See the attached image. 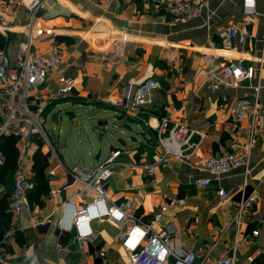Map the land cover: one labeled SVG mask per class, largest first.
I'll return each instance as SVG.
<instances>
[{
  "label": "crops",
  "instance_id": "1",
  "mask_svg": "<svg viewBox=\"0 0 264 264\" xmlns=\"http://www.w3.org/2000/svg\"><path fill=\"white\" fill-rule=\"evenodd\" d=\"M12 1L15 4L8 11H0V27H5L0 34L6 41L3 49L14 61L16 49L25 39L23 6L30 0ZM102 1L45 0L42 5L36 25L44 34L33 42V48L42 52L55 45L64 60V74L75 82L66 101L51 109H58L60 104L84 106L97 117L103 131L109 126L106 118H112L121 128L115 137L118 145L107 138L108 153L101 158L100 149L91 166L103 161L110 151H121L106 185L109 200L130 199L132 211L145 220L158 214L153 229L170 232L172 249L195 252L197 264H214L235 243L234 264H264V113L256 146L245 166L232 168L218 179L198 167L201 159L222 154L228 148L235 133L229 114L233 101L247 96L249 84L264 86V0H253L251 5L245 0H208L207 8L189 21L164 14L158 0ZM231 26H246L251 36L243 44L231 39V48L225 51L219 48L220 34ZM122 39L124 59L109 61V49ZM175 52L182 53L180 59H173ZM215 52L221 62L242 58L244 66L258 68L261 60V69L248 85L209 92L204 88L205 69ZM178 66L180 72L176 71ZM58 78L59 73L51 71L47 86L57 87ZM149 78L159 87L150 93L140 118L106 102L108 97L121 99L125 89ZM258 102L264 106V87L259 90ZM61 113L54 112L56 123L63 117ZM66 113L74 117L70 110ZM161 116L182 121L197 133L184 146L182 159L166 157L154 165L152 174H147L140 165L151 164L161 155L154 130ZM38 142L18 140V161L0 182V202L11 195L14 171L21 161L31 179L32 155ZM40 150L46 163L48 191L38 205L29 201L28 190L32 217L22 214L17 219L7 264H126L133 239L118 241L120 227L111 220H95L93 235L86 241L77 239V230L71 224L72 210L64 201L78 192L81 184L68 178L65 168L69 166L55 149L56 154L50 155L48 145L42 143ZM203 178L210 179L208 186L198 185ZM220 189L226 193L225 198L219 196ZM244 191L245 195L253 194L255 200L237 227L235 208ZM91 196L90 191L76 194V206ZM167 197L185 202L161 212ZM253 230L259 235H252ZM102 250L104 257L99 256ZM255 250L259 254L249 261L248 255Z\"/></svg>",
  "mask_w": 264,
  "mask_h": 264
},
{
  "label": "built area",
  "instance_id": "2",
  "mask_svg": "<svg viewBox=\"0 0 264 264\" xmlns=\"http://www.w3.org/2000/svg\"><path fill=\"white\" fill-rule=\"evenodd\" d=\"M45 0H30L23 6L25 18V39L16 49V57L11 61L6 51L0 49V139L6 135H13L21 140L37 139L49 147L50 155L56 154L47 132L44 128L46 115L51 106L66 101L74 88V79L64 74V60L57 47L51 45L42 52H36L33 42L44 32L40 30L36 21L40 15ZM100 1V0H94ZM103 3L119 0H103ZM249 5L253 0H245ZM12 0L0 4V11L6 12L14 5ZM18 4V3H16ZM208 0H158L157 6L164 14L172 16L175 20L189 21L198 16L207 8ZM3 16H0V25ZM1 26L0 31L5 32ZM51 34V33H47ZM251 36V29L231 26L220 34L219 48L229 50L231 39L235 38L243 44ZM181 52L173 53V59H180ZM125 57L124 40L112 44L107 53L109 61L122 60ZM220 55L211 54V59L205 69V90L211 92L220 88L237 89L257 76L260 65L244 66L242 58H235L227 62L220 61ZM181 66L176 71L180 72ZM51 71L59 73L58 85L55 88L47 86V75ZM159 87L155 79L143 80L133 88L125 89L121 99L108 97L106 102L114 107L128 109L140 118L144 113V104L149 101L150 93ZM247 96L237 97L229 107V114L235 133L232 136L228 148L219 155L201 159L198 167L209 172L218 179L232 168L243 167L247 164L249 154L257 143V137L262 129L264 106L258 102L259 90L264 87L258 82L248 85ZM146 125L147 123L144 122ZM157 144L161 148L160 157L151 164L140 165L147 173L154 172V165L166 157L172 156L182 159L184 146L192 134L197 131L188 128L182 121H174L167 116H161L154 128ZM120 150L110 151L109 155L95 166L74 164L65 168L68 178L78 181L82 188L68 197L64 205L72 210L71 224L77 230V239L86 241L93 235L92 223L109 219L120 227L116 239L126 243L133 239L126 264H197L196 253L186 250H175L170 246V232H155L153 225L158 221L159 215L153 214L147 220L135 214L131 209V200L112 202L107 194V181L113 173L114 166L118 163L117 157ZM4 157L0 152V164ZM49 174H54L52 170ZM210 179L198 180V185L208 186ZM33 182L26 172L23 162L14 171V186L11 192L7 211L10 213L9 226L0 233V264H7L9 251L15 240L17 228L15 223L20 215L26 214L30 218L32 214L27 204V192L32 189ZM83 191L92 193L91 199L86 203L76 206L74 196ZM221 198L226 193L220 189ZM255 197L253 194L241 195L236 203L234 223L238 227L243 214L249 210ZM184 199L167 197L160 206V211L184 204ZM252 235H259V231L253 230ZM236 253L235 243L227 253L217 259L214 264H234ZM259 254L257 250L248 255L247 259L253 261ZM104 250L99 252L104 257Z\"/></svg>",
  "mask_w": 264,
  "mask_h": 264
},
{
  "label": "rangeland",
  "instance_id": "3",
  "mask_svg": "<svg viewBox=\"0 0 264 264\" xmlns=\"http://www.w3.org/2000/svg\"><path fill=\"white\" fill-rule=\"evenodd\" d=\"M66 109L70 110L74 117L63 115L56 123L53 118L54 112ZM96 120L97 117L94 118L90 109L84 106L74 107L60 104L58 109L54 107L47 113L44 128L51 144L66 166L70 167L74 164L91 166L94 156L100 149L102 150L101 158H104L108 153L107 138L113 144L117 143L115 137L119 136L117 133L121 128L113 123L112 118L105 119L109 125L105 131Z\"/></svg>",
  "mask_w": 264,
  "mask_h": 264
},
{
  "label": "trees",
  "instance_id": "4",
  "mask_svg": "<svg viewBox=\"0 0 264 264\" xmlns=\"http://www.w3.org/2000/svg\"><path fill=\"white\" fill-rule=\"evenodd\" d=\"M5 39L0 34V49L5 46ZM18 138L13 135H6L0 139V152L4 157V161L0 164V182H3L6 174L16 167L19 151H18ZM42 143L38 142V148L32 155L31 166V181L33 187L28 193L29 201L41 204L40 197L45 195L48 191L47 178L44 174L46 163L43 160V154L40 150ZM8 199H2L0 202V233L9 226L10 213L7 212Z\"/></svg>",
  "mask_w": 264,
  "mask_h": 264
},
{
  "label": "water",
  "instance_id": "5",
  "mask_svg": "<svg viewBox=\"0 0 264 264\" xmlns=\"http://www.w3.org/2000/svg\"><path fill=\"white\" fill-rule=\"evenodd\" d=\"M57 115H58V113H55V117H56V118H57ZM61 115H66V116H68L69 114H68V113L64 114V111H62ZM141 136L144 137V134H142Z\"/></svg>",
  "mask_w": 264,
  "mask_h": 264
}]
</instances>
